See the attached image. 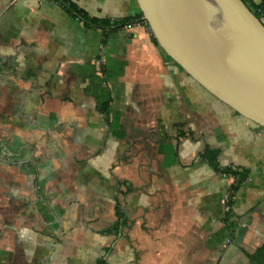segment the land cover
Here are the masks:
<instances>
[{"label":"crops","instance_id":"0c3cea01","mask_svg":"<svg viewBox=\"0 0 264 264\" xmlns=\"http://www.w3.org/2000/svg\"><path fill=\"white\" fill-rule=\"evenodd\" d=\"M70 1L135 25L103 43L53 0H0V264H249L264 130L165 56L135 0ZM206 150L246 171L228 212L236 180Z\"/></svg>","mask_w":264,"mask_h":264},{"label":"water","instance_id":"95a60500","mask_svg":"<svg viewBox=\"0 0 264 264\" xmlns=\"http://www.w3.org/2000/svg\"><path fill=\"white\" fill-rule=\"evenodd\" d=\"M165 56L264 130V25L243 0H135Z\"/></svg>","mask_w":264,"mask_h":264},{"label":"trees","instance_id":"16d2710c","mask_svg":"<svg viewBox=\"0 0 264 264\" xmlns=\"http://www.w3.org/2000/svg\"><path fill=\"white\" fill-rule=\"evenodd\" d=\"M53 1L60 4L71 16H73L75 19L81 22L83 26L85 27L90 26V27L101 29V31L103 32V43H105V40L110 33L117 31L123 25L128 24L131 21V19H127L124 21H111L109 19L100 20V19L91 18L84 11L78 8L74 3H72L70 0H53ZM243 1L245 2V4H247V6L250 8L253 14L264 25V0H262V2L259 4L247 3L246 0H243ZM138 17H140V15ZM151 39L153 43L157 44L155 39L152 36H151ZM199 88L202 90L200 86ZM209 96L212 97L211 95ZM101 109H102V112L107 113V104H104ZM216 156H217V151L215 150H206L203 154V157L207 159V161L209 162L210 166L213 169L220 172L221 174L229 175L235 178L236 182L230 188V196L233 197L236 191L238 190L239 185L245 179L246 171L238 170L236 168H231V167L223 168V169L218 168L217 163H216ZM232 202H233L232 200L229 202L230 206L232 205ZM114 209H115L116 220L106 230L102 232L105 235L106 234L107 235L108 234H118L127 225V218L118 202L116 203ZM249 260H250L249 264H264V245H262L253 255L249 256ZM96 264H105L104 259L98 260Z\"/></svg>","mask_w":264,"mask_h":264},{"label":"built area","instance_id":"2783aa9c","mask_svg":"<svg viewBox=\"0 0 264 264\" xmlns=\"http://www.w3.org/2000/svg\"><path fill=\"white\" fill-rule=\"evenodd\" d=\"M139 22H141V23H143L144 25H146V23L143 22V21H141V19H140ZM137 23H138V22H137ZM133 25H135L134 22H132V23H128V24L123 25L120 29H122V30H129V29H131V27H132ZM146 26H147V25H146ZM147 28H148V27H147ZM148 30H149V29H148ZM233 197H234V196H233ZM233 197L230 196V190H229V192L226 194L225 199H224V208H225V211H226V212H228L229 209H230V204H229V202H230L231 200L233 201Z\"/></svg>","mask_w":264,"mask_h":264},{"label":"rangeland","instance_id":"374dc122","mask_svg":"<svg viewBox=\"0 0 264 264\" xmlns=\"http://www.w3.org/2000/svg\"><path fill=\"white\" fill-rule=\"evenodd\" d=\"M146 26V25H145ZM147 27V26H146ZM232 111V110H231ZM247 121V120H246ZM247 122H249V121H247ZM251 123V122H250Z\"/></svg>","mask_w":264,"mask_h":264}]
</instances>
